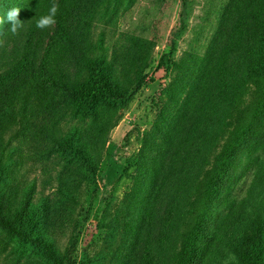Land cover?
Segmentation results:
<instances>
[{
  "label": "trees",
  "instance_id": "16d2710c",
  "mask_svg": "<svg viewBox=\"0 0 264 264\" xmlns=\"http://www.w3.org/2000/svg\"><path fill=\"white\" fill-rule=\"evenodd\" d=\"M190 1L131 185L99 209L103 150L153 64L154 41L116 36L136 0H55L43 30L54 0H0L24 22L0 25V264H210L264 169V0H227L204 53L175 59ZM236 257L264 264V215Z\"/></svg>",
  "mask_w": 264,
  "mask_h": 264
},
{
  "label": "rangeland",
  "instance_id": "374dc122",
  "mask_svg": "<svg viewBox=\"0 0 264 264\" xmlns=\"http://www.w3.org/2000/svg\"><path fill=\"white\" fill-rule=\"evenodd\" d=\"M227 0H191L185 30L175 38L176 58L184 53L203 54L216 27L219 10ZM181 0H136L117 14L116 36L130 34L155 42L152 51L153 64L150 78L134 96L128 107L121 112V119L111 130L103 150L96 175L98 196L96 208L102 209L104 198L112 194L121 200L131 185L128 177L133 172L128 165L140 147L142 135L150 127L153 110L150 100L154 94L172 80V64L168 58L162 60L170 47L171 32L179 26ZM264 166V152L260 155ZM256 166L259 163L255 164ZM125 170L128 173H125ZM244 195V194H243ZM97 210L86 224L90 232L95 225ZM237 217L228 221L223 234V246L218 245L210 264H237L236 250L252 223L264 215V169L260 178L253 183L245 206L237 211ZM234 221V222H233ZM81 242L78 252L81 251Z\"/></svg>",
  "mask_w": 264,
  "mask_h": 264
},
{
  "label": "clouds",
  "instance_id": "9594fccd",
  "mask_svg": "<svg viewBox=\"0 0 264 264\" xmlns=\"http://www.w3.org/2000/svg\"><path fill=\"white\" fill-rule=\"evenodd\" d=\"M59 5L54 2L49 8V12L47 15L40 17L37 20L36 27L43 30L45 28H50L56 23L55 17L58 12ZM21 8L12 7L7 12L0 13V25L10 24L9 30L13 33V35H17L19 30L23 28L24 22L19 19ZM3 42L0 41V45Z\"/></svg>",
  "mask_w": 264,
  "mask_h": 264
}]
</instances>
